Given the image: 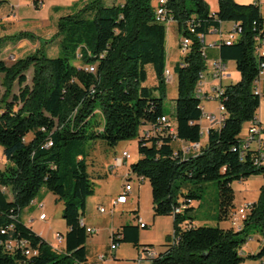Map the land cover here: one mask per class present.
Here are the masks:
<instances>
[{"label":"trees","instance_id":"trees-1","mask_svg":"<svg viewBox=\"0 0 264 264\" xmlns=\"http://www.w3.org/2000/svg\"><path fill=\"white\" fill-rule=\"evenodd\" d=\"M217 1L214 13L204 0H167L164 5L165 17L178 25L179 46L183 39L189 41L175 67L174 135L160 121L162 116L172 121L163 107L166 24L156 20L152 0H88L59 17L47 42L56 38L54 57L42 43L8 64L3 48L33 37L27 31L0 37V146L6 160L0 186L7 189L0 190V264H83L88 233L80 220L96 187L88 157L97 142L115 147L135 137L139 158L131 163L130 173L149 181L153 215L173 216V240L147 257L151 264H248L264 257V239L256 252L240 253L249 227L264 237V182L238 228L192 223L191 204L201 199L208 182L217 183L219 220H227L235 206L233 182L264 176V147L242 150L240 136L243 124L256 117L262 97L254 93L253 82L264 60L254 52L257 38L264 37V17L258 1ZM223 22L240 30L235 41L222 40L219 48L222 61L235 62L240 79L224 87L221 126L207 131V141L195 155H184L171 143L178 139L195 144L202 136L203 111L195 94L199 73L206 68L201 35L218 31ZM92 66L94 71L89 70ZM148 67L157 79L154 86L145 84ZM151 129L155 134L146 133ZM42 188L63 202L67 229L62 252L20 219ZM140 228L125 224L112 233V242H131L140 255L147 254L155 246L139 243ZM20 240L28 246L6 249V242ZM26 249L36 253L25 255Z\"/></svg>","mask_w":264,"mask_h":264},{"label":"crops","instance_id":"crops-1","mask_svg":"<svg viewBox=\"0 0 264 264\" xmlns=\"http://www.w3.org/2000/svg\"><path fill=\"white\" fill-rule=\"evenodd\" d=\"M1 1V0H0ZM83 0H30V3L23 2V0H2L0 4V29L2 28V24H10L16 20H24V15L20 14L18 10L23 7L29 9L28 15L33 18H36L35 25L33 28L41 27L45 20L48 21L51 17L49 12L51 8H64L66 12L68 8L72 6L75 2H80ZM88 0H84L87 2ZM210 11L212 13L216 12L218 9V1L217 0H204ZM240 4H248L255 1L259 2L261 14L264 17V0H235ZM16 3V5H15ZM37 3V7L34 5ZM153 5L155 6V0H152ZM16 6V7H15ZM16 8V9H15ZM18 9V10H17ZM57 10V9H56ZM64 12V13H66ZM64 13H56L52 14V21L54 22L53 27L55 29H51V33L56 31V24L58 21V17L64 15ZM70 13V12H69ZM58 15V16H57ZM44 20V21H42ZM42 21V22H39ZM233 29L232 22H223L219 28V31H210L206 36H204V47L207 61L215 60L219 58V48L220 44L229 32ZM32 31V30H31ZM10 31H4L1 29L0 36L9 34ZM34 35H37L35 30L32 31ZM12 34V33H10ZM41 37V36H40ZM180 33L178 30V25L175 21H171L166 24V65L165 69L169 70L170 78L166 81L167 93L166 97L172 102L173 112L175 108V99L177 96V73L175 71L176 65L180 62L182 54L179 49L180 42ZM27 41V39H22L15 44L6 45L1 54L6 49H14L18 47L19 44ZM33 43L36 42L32 41ZM58 51V50H57ZM13 50L11 51V54ZM8 55V54H7ZM2 58L5 59L4 54ZM225 64V76L221 79L220 84L225 86L230 83H234L240 79V73L236 70L235 62L233 60H227L224 62ZM157 83V79L152 67L147 68V78L145 81L146 85L154 86ZM259 88L261 92V101L256 112V119L261 126V135L260 139L264 143V77L260 79ZM203 104V101L201 102ZM217 110V102L216 101H206L204 103V111L208 113H215ZM169 116V115H168ZM170 117V116H169ZM172 121L174 120L171 117ZM249 122L243 124L240 136L244 138L246 136L247 127ZM176 126L174 120V127ZM201 129L202 134L208 126V123L205 120L201 121ZM206 132V131H205ZM207 136V132H206ZM207 141H201L199 143H188L181 140H175L171 143L174 150L178 151L180 149H184V155H195L199 148L205 145ZM257 142L251 144V148H257ZM107 146L102 142H97L94 145V149L91 151L88 157V171L93 176V180L96 184L95 192L93 195L89 196L86 199L85 212L81 217L84 225L86 227L93 228L94 231L88 233V238L86 240V261L83 264H151V261L147 257H143L140 255V250L135 247L131 242H121L117 245L115 249H111V235L113 232L119 230L121 226L125 224H133L136 225L137 217H140L147 225L156 227L161 220H166V227L162 231V235L164 238H167L168 235L171 234L173 216L172 215H162V216H154L150 213L149 216L145 215L142 210L141 202L144 198L146 204H149V208L152 209V196H151V187L150 183L147 179L140 180L136 178L134 174L130 173V165L131 162L128 160L121 159V152L127 149H122L120 153L109 151L107 152ZM129 151V150H127ZM0 161L2 168L6 160L2 155V151L0 152ZM109 167L113 170L112 174H106L105 169ZM112 181L117 182L116 187L111 189L110 184ZM240 185L244 190V195H242V199H240V204L243 202H255L259 195L260 186L264 182L263 175H254L249 177L246 180L239 181ZM131 184V190L128 192L126 202L118 203L113 205V200L117 198V196L121 193L123 187L127 184ZM250 183H254L256 186V194L252 199H248L246 194H248V188ZM233 186V184H232ZM234 189V187H233ZM234 204H237L236 193L234 189ZM8 195L11 197V193L8 190ZM57 202L56 198L51 197V195L45 190L42 189L39 191L38 195L32 199L30 204L26 206L20 214L21 221L28 227H30L35 233L40 235L45 241H47L55 251L62 252L63 251V243H61L62 247L60 248V244H56V240L54 238V234L59 232L64 234L66 231V224L64 223L57 224L56 227L53 226V218L47 216L45 212V208L49 205V200ZM194 207V201L191 204ZM103 207L104 211H100L99 209ZM41 213L46 214L45 219H40L39 215ZM148 220V221H147ZM206 220V219H205ZM204 220L195 217L193 220V225L199 226L203 224ZM226 224L220 225L221 228H228L229 225ZM223 224V222H221ZM57 228V229H55ZM144 229V228H140ZM260 240V239H257ZM55 242V243H54ZM139 243L140 244H148L145 243L141 239V231H139ZM58 245V246H57ZM163 245V244H161ZM154 251L160 252L163 250V247L159 248L154 244ZM158 249H157V248ZM244 252H248L247 250V242L242 246Z\"/></svg>","mask_w":264,"mask_h":264},{"label":"rangeland","instance_id":"rangeland-1","mask_svg":"<svg viewBox=\"0 0 264 264\" xmlns=\"http://www.w3.org/2000/svg\"><path fill=\"white\" fill-rule=\"evenodd\" d=\"M14 1H16V0H14ZM23 2L30 3V0H23ZM84 3H85L84 0L80 1V2H75L74 4H72V6L70 8H68L67 12L64 8H61V7L56 8L57 10L55 8H51L49 15H51V17H53L52 14L56 15V13L61 14L64 12H66V13H64V15H67V14H69V12L71 13L72 11H75L76 9L81 7ZM15 5H16V3H15ZM18 12H20V14L24 15V17H26V18H24V20L13 21V23H10L9 25L8 24H2L1 29L4 31H10V33H12V34L17 33L19 31H27V32L31 33V36L33 37L34 41H36V42L33 43L32 42L33 40H30V43H28L27 41H24L23 43L19 44L18 47L14 48V49H6L7 51H4L2 53V55L4 54V57H5L4 60L8 64H10L15 59H17L19 57H23L27 53L33 51L35 48L39 47L42 43L44 44V47H45V53L48 56H51V57L57 56L58 55L56 53L57 52V45L55 42L56 38L53 41H50L49 43H47L48 40L51 38V36L54 34V33H51L50 30L55 29L53 27L54 22L52 21L51 17L48 21L45 20L44 24L41 27L35 29L33 27L36 23L35 22L36 18H33L31 16H25V15H28L27 13L29 12V9L28 8L26 9V7H23L20 10H18ZM64 15H61V16H64ZM59 17H58V19H59ZM42 21H44V20H42ZM42 21H39V22H42ZM1 29H0V31H1ZM31 30L32 31L35 30L37 32V35H34ZM10 33L6 34V35H2L0 37L11 35ZM12 50H13V53L11 54ZM77 64H78V62H77ZM27 77H28V83H30L31 70H29V72L27 73ZM17 90H18V87H17V85H15L13 88V91L17 92ZM1 91H2V89H1ZM163 107H164V110L166 111V113L170 117H173V105L169 99H167V98L164 99ZM140 133H141V130H140ZM206 138H207L206 132L204 131V133L201 136V141L206 140ZM107 148H108L107 152H109V151L114 152L115 151L118 154L120 153V151L122 149L129 150V152L131 153V158L128 160V162H131V163L135 162L139 158L138 138L137 137L121 141L115 147H108L107 146ZM1 151H2V147L0 146V152ZM0 163H1V161H0ZM0 166H1V164H0ZM116 184H118V183L115 181H112L110 184V188L111 189L115 188ZM233 187L235 189L236 199L238 201L237 204H235V206H239L240 199H242V195H244V190H243L242 186L240 185L239 181L233 182ZM42 189H45V188H42ZM256 189L257 188H256L255 184L250 183L249 188H248V194H246V197L251 200L252 199L251 197H254L256 194ZM47 192L51 195V197L56 198L51 192H49V191H47ZM48 200H49V205L45 208V212H46L48 218L49 217L53 218V221H54L53 226L56 227L57 224L64 223L63 222L64 220L61 217L63 202L61 200H57V199H56L57 202H54L53 198H52V200H50V199H48ZM248 203H251V202H248ZM141 205H142L143 213L145 215L149 216L150 213L153 215L152 209L149 208V204H146L144 198L141 202ZM193 214L195 215V217L204 220L203 224H201V225L212 226V227H217V226L221 227L220 225L224 226V224H226L225 222L228 223L227 220H219L218 192H217V183L216 182H214V181L208 182L206 184V187L204 188L201 199L200 200H194V212H193ZM221 222H223V224H221ZM228 225H229V223H228ZM165 227H166V220H161V221H159L158 225L154 228L149 225L148 227H146L144 229H140L141 239L145 243L157 245L158 248L161 246V244L172 242V240H173V223H172V230L170 231L171 234L167 236L168 239L164 238L162 235V231ZM55 229H57V228H55ZM247 233H248V237H247V249L248 250L247 251L250 253L256 252L259 249V245L261 244V239L263 240L264 237H263L261 231H258L257 229H255L253 227H249ZM257 239H260V240H257ZM56 244H60V248L62 247L61 243L56 242ZM248 264H251V263H248Z\"/></svg>","mask_w":264,"mask_h":264},{"label":"built area","instance_id":"built-area-1","mask_svg":"<svg viewBox=\"0 0 264 264\" xmlns=\"http://www.w3.org/2000/svg\"><path fill=\"white\" fill-rule=\"evenodd\" d=\"M166 1L167 0H155V6H154L156 20L158 22H163L165 24L171 22L170 19H167L165 17L164 5H165ZM214 31H216V30H214ZM239 33H240V30L236 27V25H233L232 31L229 32L227 35H225L223 40L225 41L226 44H231L233 41H235L237 39V37L239 36ZM201 38L204 41V37L202 35H201ZM188 43H189V41H186V38L183 39L181 46H179L181 54L185 53V51L187 50ZM203 51L205 54V47H204ZM254 52H255L257 57L264 58V37L263 38H257V46H256ZM205 57H206V54H205ZM259 66H260V70L258 73V77L253 82V91L256 94H261L260 88H259V82H260V79L264 77V60L261 61ZM92 69L94 71L93 66H92ZM224 76H225V64H224V61H222L220 59V57L218 59L210 60V61H207V59H206V68H205V70H203L199 73L198 80H197V83L195 85V93H200V95H202V97H203V104H201L203 114H202V118L199 121V123L201 125L202 120H205L208 123V126L205 129L206 132L212 127L213 128L220 127L223 119L225 118V108L221 103V96L223 94V90H224L225 86L220 84V81L222 78H224ZM164 77H165L166 81L169 80L170 74H169L168 69L164 70ZM211 100L217 102V110L215 113H208V112L204 111V103L206 101H211ZM160 121L162 123L167 124V126H169V128H170V132L174 135V133H175L174 132L175 131L174 122L167 120V118L165 116H162L160 118ZM261 131H262L261 126L258 123L256 117L254 119H252L251 121H249L246 136L244 138H242V145H241L242 150L247 149V148H251V144L254 142L255 143L257 142L258 147L257 148H251V149L262 150V148L264 147V143L260 139ZM146 133L147 134L148 133L155 134V130L151 129V130H149V132L147 131ZM175 140H178V139H175ZM49 145H51V142L48 143V146ZM183 150L184 149H180L179 151L183 152ZM130 158H131V153L129 151L124 150L121 152V159L129 160ZM105 173L106 174H112L113 170L111 168L107 167L105 169ZM139 179L143 180V178H141V177ZM0 190L2 192H6L7 189L3 186H0ZM130 190H131V184L129 183L127 187H123L121 193L117 196V198H115L113 200V205L126 202L127 195H128V192H130ZM251 204H253V202L252 203L243 202V203L239 204V206H234L231 209V211L228 214V218H227V221H228L230 227H234V225L238 224V221H245L246 220L247 215L249 214L250 209H251ZM182 208H183V206L181 205V206L177 207L174 211L179 212L180 210H182ZM99 210L104 211V208L101 207ZM39 218L45 219L46 214L41 213L39 215ZM136 220H137L138 225L141 228H143L147 225L140 217H137ZM80 225H84L82 220H80ZM85 230L87 233H91L94 231L93 228L86 227V226H85ZM1 232H3V231H1ZM54 238L57 241V243H63V241H64L63 234H61L59 232H56L54 234ZM117 245L118 244L112 242V239H111V244H110L111 249H115L117 247ZM26 246H28V242L25 240H20L18 242L8 241L5 243V247L7 250H13L14 248H17V247L23 248ZM35 253H36V251L31 250V249H26L24 251L25 255H31V254H35ZM141 255L143 257H148V256L153 257L156 255V252L154 250H151L147 254H141ZM251 264H264V257H262L260 260L254 262V263H251Z\"/></svg>","mask_w":264,"mask_h":264},{"label":"bare ground","instance_id":"bare-ground-1","mask_svg":"<svg viewBox=\"0 0 264 264\" xmlns=\"http://www.w3.org/2000/svg\"><path fill=\"white\" fill-rule=\"evenodd\" d=\"M90 71H92L93 69L90 68ZM196 96L199 98V100L202 102L203 101V97L202 95H200V93H195ZM129 183H127L124 187H127ZM242 221H238V224L234 225L235 228H238L241 225ZM241 254H245V252L243 250L240 251Z\"/></svg>","mask_w":264,"mask_h":264}]
</instances>
